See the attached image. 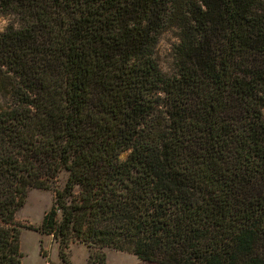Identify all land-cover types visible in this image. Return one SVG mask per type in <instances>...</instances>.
I'll return each mask as SVG.
<instances>
[{
	"label": "trees",
	"instance_id": "1",
	"mask_svg": "<svg viewBox=\"0 0 264 264\" xmlns=\"http://www.w3.org/2000/svg\"><path fill=\"white\" fill-rule=\"evenodd\" d=\"M7 15L0 264L22 263L30 189L54 193L34 230L63 262L79 242L88 264H264V0H0Z\"/></svg>",
	"mask_w": 264,
	"mask_h": 264
},
{
	"label": "rangeland",
	"instance_id": "2",
	"mask_svg": "<svg viewBox=\"0 0 264 264\" xmlns=\"http://www.w3.org/2000/svg\"><path fill=\"white\" fill-rule=\"evenodd\" d=\"M17 22V18L12 15L1 16L0 31L8 25L17 24ZM177 42L176 30L173 28L163 31L158 39L155 59L159 69L166 76H171L174 72L173 47ZM127 155L128 152L121 153L119 158L124 160ZM66 178L67 173L65 171L60 172L55 187L62 188ZM53 199L54 193L52 190L30 189L24 206L16 213L15 220L18 223L32 227V229L23 228L21 230L20 251L23 255L21 264H88L89 254L98 251L95 248H88L82 243L74 242L70 245L66 260L63 262L59 258L58 246L53 237L39 234L34 230L40 226L44 214L50 210ZM109 250H111L108 252L111 264H129L131 259H135L129 253L121 254L112 249ZM101 251H104V249ZM86 258V262L83 263Z\"/></svg>",
	"mask_w": 264,
	"mask_h": 264
},
{
	"label": "crops",
	"instance_id": "3",
	"mask_svg": "<svg viewBox=\"0 0 264 264\" xmlns=\"http://www.w3.org/2000/svg\"><path fill=\"white\" fill-rule=\"evenodd\" d=\"M109 251H111V250H109V249H104V253H105V256H106V264H111L110 263V260H109V254H108V252ZM118 253H121V254H127V253H124V252H118ZM130 255V254H129ZM133 256V255H132ZM87 257H88V255H87ZM133 257H135V256H133ZM86 260H87V258L83 261V263H85L86 262ZM129 264H151V263H147V262H143V261H140V260H138L136 257H135V259H131V261H129ZM152 264H154V263H152ZM156 264V263H155Z\"/></svg>",
	"mask_w": 264,
	"mask_h": 264
},
{
	"label": "built area",
	"instance_id": "4",
	"mask_svg": "<svg viewBox=\"0 0 264 264\" xmlns=\"http://www.w3.org/2000/svg\"><path fill=\"white\" fill-rule=\"evenodd\" d=\"M46 264H49V263H46Z\"/></svg>",
	"mask_w": 264,
	"mask_h": 264
}]
</instances>
